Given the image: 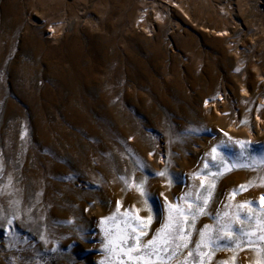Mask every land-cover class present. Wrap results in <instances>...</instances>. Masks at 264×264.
Here are the masks:
<instances>
[{"label": "rangeland", "instance_id": "rangeland-1", "mask_svg": "<svg viewBox=\"0 0 264 264\" xmlns=\"http://www.w3.org/2000/svg\"><path fill=\"white\" fill-rule=\"evenodd\" d=\"M155 1L172 22L148 31L137 0H0V264H143L106 235L146 243L170 206L167 264H200L205 225L203 264L264 260V0Z\"/></svg>", "mask_w": 264, "mask_h": 264}, {"label": "snow or ice", "instance_id": "snow-or-ice-1", "mask_svg": "<svg viewBox=\"0 0 264 264\" xmlns=\"http://www.w3.org/2000/svg\"><path fill=\"white\" fill-rule=\"evenodd\" d=\"M212 151L213 153H215L216 149L213 148ZM214 159L215 156H213V160ZM259 160L261 163H264V156H261ZM205 167H207V164L205 165ZM157 175L164 176L165 173L161 171L157 173ZM241 189H243V186H241ZM137 190L141 192V195H144L145 197L148 196V193L144 192L140 186H137ZM233 195H235V192H233ZM207 202H208L207 198H205L204 204H207ZM117 206L119 207V202H117ZM245 206L246 205H240L239 207L243 208ZM170 207H172L174 211L170 212L167 221L162 224L161 228L158 229L157 232L152 236V238L148 240L146 243H142L139 239L140 236L146 235L142 227L140 228L138 235L129 236L127 232L121 231L118 236L109 238L111 236V234L109 233L108 235H106V239H105V245H106L105 251H108V246H110L111 251L118 255L119 253L117 252V248H118L117 241H119V252L124 253V255L127 256L129 260H132L134 262L142 261L143 264H167V261L174 258L178 251L187 247L188 235H189L181 223L182 218H184V210L175 208V206H170ZM189 209H191V203L189 204ZM197 211L203 212V208H198ZM249 211H251V208L249 209ZM189 214L192 215L191 212ZM260 214L264 216V196L260 198ZM194 218L195 217L193 215V220ZM107 219L111 220L112 218L109 217ZM136 219L139 220L140 218L136 217ZM245 219H248L250 221L251 217H245ZM150 222H151V216L147 218V223ZM237 222H239V220H237ZM104 223L105 220L102 219L101 224ZM141 224L143 225L144 222L142 221ZM257 224L259 225V232L261 233L258 238L260 240H264V220L258 219ZM129 227H131L132 233H137L138 231L137 227L131 225H129ZM207 229L208 226L205 225L204 229L200 231L201 239L196 244L197 255L201 256L202 258L200 264H203L204 257L211 259L210 254L200 251L202 245L203 247H208L213 243L211 237L205 239L206 237L205 230ZM218 231L222 232L223 237L230 239L232 243L235 244L237 247L240 244V240H239L240 236L246 235L249 237V240H251V237L254 235L252 231L249 232L240 231L237 233V238L233 239L232 222H226L221 224ZM129 239L134 240L135 243L132 244L131 247L125 249L123 245L126 244ZM217 239H220V237H217ZM131 253H137V255L132 256L130 255ZM162 253L164 255H161ZM188 256H192V252H188ZM101 264H105V261H101ZM185 264H187V261H185ZM258 264H264V260L259 261Z\"/></svg>", "mask_w": 264, "mask_h": 264}, {"label": "bare ground", "instance_id": "bare-ground-1", "mask_svg": "<svg viewBox=\"0 0 264 264\" xmlns=\"http://www.w3.org/2000/svg\"><path fill=\"white\" fill-rule=\"evenodd\" d=\"M137 2L140 4V9L138 10L139 14L136 16L134 21L131 23L132 26L136 25L137 27L141 26L145 29H148V31H152L154 29V26L158 24V18L164 23L168 22L171 19L170 15H166L167 10L163 8L159 3H157L155 0H137ZM264 3V1H261ZM179 5V3H178ZM183 5V4H182ZM184 6V5H183ZM224 11L230 13V10L228 12L227 6L223 7ZM151 13H159L158 17L154 18V16H151ZM172 13V12H171ZM34 13L30 14V21L40 25V29L43 30L46 26H48V36L47 37H55L57 36L58 32L60 31L61 27L63 26V22H54V23H46L44 24L43 21L40 23L36 22L33 18ZM220 16V15H219ZM225 20L227 18L222 17L221 20ZM29 21V22H30ZM172 22V20L170 21ZM258 69V68H257ZM259 76L264 77V72L258 73Z\"/></svg>", "mask_w": 264, "mask_h": 264}]
</instances>
